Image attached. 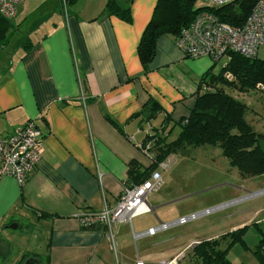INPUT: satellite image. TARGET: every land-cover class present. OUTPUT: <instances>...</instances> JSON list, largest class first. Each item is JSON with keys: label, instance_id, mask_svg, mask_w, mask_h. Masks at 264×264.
I'll return each mask as SVG.
<instances>
[{"label": "crops", "instance_id": "obj_1", "mask_svg": "<svg viewBox=\"0 0 264 264\" xmlns=\"http://www.w3.org/2000/svg\"><path fill=\"white\" fill-rule=\"evenodd\" d=\"M108 1L84 0L70 10L78 0L67 8L63 0H25L6 30L0 23V135L35 119L45 133L43 158L24 186L0 174V237L12 246L2 264L30 258L39 264H160L202 243L192 240L152 262L130 253L141 240L134 232L175 221L163 209L173 198L149 197L159 222L141 232L133 222L116 226L109 237L101 228L84 229L78 218L117 204L129 164L147 167L141 146L150 144L153 128L168 118L179 136L177 123L190 115L214 64L210 57L185 56L177 37L164 35L145 72L138 48L157 0H117L131 6L130 23L106 12ZM149 99L161 108L146 121L140 114Z\"/></svg>", "mask_w": 264, "mask_h": 264}, {"label": "trees", "instance_id": "obj_2", "mask_svg": "<svg viewBox=\"0 0 264 264\" xmlns=\"http://www.w3.org/2000/svg\"><path fill=\"white\" fill-rule=\"evenodd\" d=\"M76 1L68 0L67 3L73 4ZM198 2L199 0H157L153 17L138 48L145 72L155 59L159 38L164 35L178 37L188 28L201 11L198 9ZM254 4L255 0H240L214 11L222 22L239 26L244 24ZM105 11L127 23L132 21L131 6L122 7L117 0H109ZM7 22L3 18L0 20L4 25L3 30L8 28ZM216 63L202 77L190 115L177 123L181 128L179 136L169 141L176 124H170L168 118L162 128H153V133L147 138V141L153 142L149 148L153 160L144 170L137 161H132L126 184H142L169 156L180 152L188 154L190 149L204 146L220 147L223 155L238 169L242 177L264 174V134L255 132L246 120L249 107L234 95L251 97L260 89L264 90V60L229 53L228 62L219 74L214 73ZM160 108L156 100L149 99L140 115L146 121H151L156 119ZM243 230L238 229L231 234L233 242L242 241ZM263 240L264 235L255 252L259 264H264V253L260 250ZM191 253L196 264H232L226 252L220 250L218 240L204 241L194 246Z\"/></svg>", "mask_w": 264, "mask_h": 264}, {"label": "rangeland", "instance_id": "obj_3", "mask_svg": "<svg viewBox=\"0 0 264 264\" xmlns=\"http://www.w3.org/2000/svg\"><path fill=\"white\" fill-rule=\"evenodd\" d=\"M83 1L78 0V4L69 5L68 9L77 8ZM199 5L200 0L197 4L198 9ZM258 57L264 60V47L260 48ZM227 62L228 57L217 62L214 73L219 74ZM234 95L249 107L246 120L255 132L264 134V90L260 89L251 97ZM178 133L179 131L172 133L170 140L176 139ZM145 158L149 167L151 161L147 155ZM163 164L169 166L167 171L163 168H158L157 171L162 174L164 184L150 196V199L159 196L162 200H166L165 197L173 198L172 201H168L170 204L163 208L166 211L170 210L174 216L173 220L228 203L234 204L191 224L176 228V231L170 234H158L155 237L141 239L134 249L129 248L130 253L136 256L138 251L147 262H152L168 258L177 250H183L192 240L202 242L218 240L220 250L226 252L232 264H259L255 252L264 234V195L253 199L245 198L250 193L264 190V174L242 177L238 169L223 155L222 149L215 146L192 148L188 154L180 152L171 155ZM133 222L136 231L141 232L151 225H157L159 221L153 214H146L135 218ZM239 224H241L239 227L232 229ZM190 225L196 226L189 228ZM238 229H244L242 241L233 242L231 234ZM191 252L192 249L187 250L186 257L179 264H196L191 258L193 255Z\"/></svg>", "mask_w": 264, "mask_h": 264}, {"label": "built area", "instance_id": "obj_4", "mask_svg": "<svg viewBox=\"0 0 264 264\" xmlns=\"http://www.w3.org/2000/svg\"><path fill=\"white\" fill-rule=\"evenodd\" d=\"M24 1L0 0V17L7 21L13 20L18 15L19 8ZM67 1L63 0L65 8H67ZM238 1L240 0H200L201 11L192 24L177 37V47L187 57L193 59L210 57L214 62L228 57L229 53H238L247 58H257L260 48L264 47V0H255L250 15L244 24L239 26L222 22L220 16L215 13V11ZM44 137L45 133L39 127L36 119L16 129L10 136L0 135V174L12 177L21 186H24L43 158ZM149 148L150 144L145 147L141 146V149L152 161L153 156L149 153ZM159 168L166 171L169 166L162 163ZM163 184V176L158 171H154L142 184H125L115 206H106L97 212L83 211L79 213L78 218L82 227L104 229L109 237L112 230L118 225L130 224L133 227L135 218L154 213L148 199ZM263 195L264 190L250 193L245 199ZM233 204L234 202L206 209L168 223L160 222L157 227L142 233L134 232V238L139 240L155 236L175 227L198 221ZM260 250L264 253V240ZM185 257L186 255L183 253L160 264H179ZM136 264L145 263L138 260Z\"/></svg>", "mask_w": 264, "mask_h": 264}, {"label": "water", "instance_id": "obj_5", "mask_svg": "<svg viewBox=\"0 0 264 264\" xmlns=\"http://www.w3.org/2000/svg\"><path fill=\"white\" fill-rule=\"evenodd\" d=\"M19 226L17 224H13L11 229L17 230ZM11 244L0 237V264L4 263L11 255ZM25 264H39V261L35 258H30L27 260Z\"/></svg>", "mask_w": 264, "mask_h": 264}]
</instances>
